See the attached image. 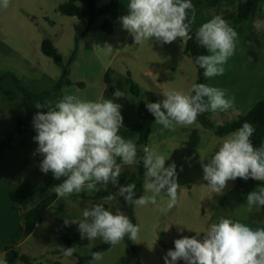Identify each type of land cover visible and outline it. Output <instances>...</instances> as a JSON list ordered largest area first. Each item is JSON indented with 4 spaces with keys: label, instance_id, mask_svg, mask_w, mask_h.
I'll use <instances>...</instances> for the list:
<instances>
[{
    "label": "clouds",
    "instance_id": "obj_1",
    "mask_svg": "<svg viewBox=\"0 0 264 264\" xmlns=\"http://www.w3.org/2000/svg\"><path fill=\"white\" fill-rule=\"evenodd\" d=\"M10 0H0V6L7 9ZM128 14L121 17V23L133 38V43L142 45L155 39L161 44H171L177 38L183 43L191 40L192 20L188 11L193 10L191 0H129ZM253 27L264 29V19H257ZM238 33L221 15L204 22L196 31L195 38L207 54L197 55L195 63L203 69L205 78L221 76L225 64L234 54ZM251 43V42H249ZM106 54L113 52L111 45H105ZM163 99L146 103V108L155 122L164 129L176 126L194 125L199 115L208 111L226 112L234 107V98H226L225 90L205 83H195L187 92L169 88ZM125 97L116 89L113 98L83 100L72 94H65L46 105L37 104L33 116V127L38 144L35 152L42 155L39 164L42 173L51 172L62 183L51 190L57 198H68L85 191L107 189L109 183L117 187L115 194L103 198L82 211L81 220L65 219V225L78 224L81 238L89 241L100 239L115 247L127 237L136 241L140 228L120 208L113 212L112 201L122 197L126 204L145 207L157 204V196L166 190L168 208L177 202L179 185L176 182V165L165 167L167 158L157 149L142 147L120 135L123 126L121 105L115 102ZM254 126L244 122L241 127L228 134L219 143L214 154L201 157L203 180L213 193L221 194L229 181L237 178L262 182L258 190L246 196L248 211L264 208V143L259 147L252 142ZM142 152L143 155L139 153ZM119 161V162H118ZM142 164L144 168L145 193L136 195V184H119L126 166ZM165 195H163L165 197ZM108 205V207H105ZM66 257H71L75 247H60ZM7 253L0 256V264H8ZM103 259L102 252H92L89 264ZM165 264H264V227L253 229L249 225L231 218L221 217L211 223L206 234L182 236L174 240V249L168 250Z\"/></svg>",
    "mask_w": 264,
    "mask_h": 264
},
{
    "label": "crops",
    "instance_id": "obj_2",
    "mask_svg": "<svg viewBox=\"0 0 264 264\" xmlns=\"http://www.w3.org/2000/svg\"><path fill=\"white\" fill-rule=\"evenodd\" d=\"M244 1L246 0H220L216 7L211 8L207 6L205 0H193L194 11L191 10L190 16L195 33L204 22H207L216 15H221L229 22L230 26H232L237 17L239 4ZM128 3L129 0H121L118 9L112 11L108 16L115 26L112 35L118 33L122 38V46L125 43H129L130 46L135 45L133 41L130 40V34L123 29L121 23V17L128 14ZM257 17L264 19V0H261L253 20L243 27L237 28L238 37L235 52L225 64L224 74L209 79L208 85L225 90L226 98H234V107L228 109L226 112L213 113L209 111L210 119L217 125L232 122L238 117L248 113L257 102H264V29L257 31L253 27V22ZM153 40L156 42V46H158L157 50L160 51L155 59L151 56L145 55L143 57L134 52H130L127 54L129 61H131L132 64L137 63L143 65L149 58V63H151L150 72H152V75L155 70L162 72L164 69L166 72L173 73L181 70L184 65L187 67L190 63H193L192 59L185 54L184 43L180 38H177V40L171 44H161L155 39ZM117 47L120 46L117 45ZM120 50L121 47L114 51L108 64L120 55ZM13 55L21 56L16 49L8 46L6 42L0 38V74L7 71L15 73L19 76L23 84L35 93L48 91L54 87L60 75H51L49 72L43 71L39 64H30L29 60L22 56L21 57L28 64L30 73H21L11 64L2 67L1 62L3 58L12 60ZM100 63L105 74L108 70V64ZM154 74L156 73L154 72ZM73 76L74 73L71 70L72 81L75 83L79 82L73 79ZM161 78V75H157V80L159 82H161ZM196 78L197 70H195V79L192 81L190 78L186 77L185 82L193 85L196 83ZM170 79L171 78H168L166 80ZM133 82L139 85L141 89L140 96L135 97L131 94L130 86L127 81V85L123 84L122 89L125 93V97L115 101L121 105V114L123 116V126L120 129V135H123L128 129L141 123V118L139 117L140 103L149 102V99L145 97V92L140 83L136 80ZM93 83L96 84L95 90L88 89L85 86L80 88L72 85L64 89V95H76L83 100H97L101 97L106 98L105 78L104 81L97 80L96 83L95 81H93ZM2 86L9 89L15 88V84L10 78H6L2 82ZM147 96H149V94ZM157 101H160V99L153 96L150 102ZM22 115H25V107L21 99L9 100L0 92V142L9 133L16 130L17 118ZM157 132L161 134L167 132L168 137L163 141L190 149L192 154L206 151L215 139V135L211 131L204 129L201 124L197 122L188 127L176 126L174 129H164L162 125L155 123L151 136ZM34 137L35 136L31 137L25 145L7 151L1 159L2 171L9 179L7 183L0 185V256L5 253L7 247H16L19 249L21 259L31 258L36 260L37 263L46 252L47 254L49 252L60 254V252L57 251L58 247H80L76 244L67 246L63 242L62 236L64 234L69 236H81L78 230V224L65 225V219H83V209L104 203L103 199L92 201L88 198L89 196L96 193H106L107 195L115 194L117 192V187L109 183L106 190L101 188L99 191H85L68 198H59V203L67 208L68 214L65 217H60L55 211H51L48 218L41 223L30 236L24 238L23 220L27 207L23 205L15 207L18 183L24 182L31 191L35 192L40 188H47L46 192H37L34 194L33 200L35 204H38L42 199L47 197L48 194L53 192L51 190V182L54 177L51 172L47 174L41 172L39 164L43 156L35 152L38 144L34 141ZM138 138V135H135L130 139L136 143ZM223 138L224 137H221L220 139ZM148 148L150 149V147ZM139 168L140 165L126 166L121 176L118 178L119 184L126 185L131 183L130 177L135 176ZM258 187L259 185L249 180H244L240 190L232 193L233 206H235L236 213H233L231 217L227 218L233 219L238 217L239 221L247 222L245 224L249 226L250 222L245 221V219L246 217L253 218L252 220L258 221L260 227H264V208H260L259 210L253 208V210L249 212L246 204L247 194L253 190H258ZM124 202L122 197L112 201L111 208L113 212L116 208H119L120 204L124 206ZM105 206L108 207V205Z\"/></svg>",
    "mask_w": 264,
    "mask_h": 264
},
{
    "label": "rangeland",
    "instance_id": "obj_3",
    "mask_svg": "<svg viewBox=\"0 0 264 264\" xmlns=\"http://www.w3.org/2000/svg\"><path fill=\"white\" fill-rule=\"evenodd\" d=\"M67 1L10 0L7 9L0 6V38L8 46L16 49L22 57L29 60L30 64H39L43 71L51 75H60L61 70L42 53L43 40L53 41L65 63L77 49L76 60L71 66L74 73L73 79L78 80L79 82L76 83H81L88 89L95 90L96 84L93 81L95 83L97 80L104 81L107 73L112 78L120 80L122 85H127L128 74L131 73L130 78L140 83L149 102L153 96L162 100V93L169 88H180L177 90L185 92L191 89L192 84L186 83L185 80L186 77L192 81L195 79L197 69L193 63L187 67L184 65L181 70L173 73L166 72L165 69L162 72L155 70L156 74L153 72V76L150 72L149 58L143 65L132 64L127 58L128 53L134 52L143 57L147 55L155 59L160 51L157 50L158 46L153 39L142 45L130 46L129 43H125L122 46V38L118 33L112 35L99 29L86 33L85 23L58 12V6ZM109 1L99 0V6H104ZM130 40L133 41V38L131 37ZM105 45L112 46L111 54H106ZM117 45L121 47V53L108 64L114 51L120 48ZM21 56L13 55L12 60L3 58L2 67L11 64L21 73H30L28 64ZM100 62L108 64L105 74ZM157 75L162 76L161 82L157 80ZM168 78L171 79L166 80ZM167 135V132L153 134L150 136L148 147L157 149L167 158L165 167L173 163L176 165V182L179 185L176 204L172 208L167 207L168 199L165 195L166 190H164L157 196L156 205L135 206L134 214L140 228L138 239L134 241L138 256L133 253L125 241H122L119 245L104 252L103 259L96 264H138V261L141 264H165L164 257L168 250L174 249V240L182 236H193L196 233L203 237L211 223L218 222L221 217H231L233 213H236L232 197L236 180L229 181L224 191L216 194L206 186L207 182L202 178L201 157L205 158L203 162L206 163V159L214 154L222 141L221 137L215 136L206 151L192 154L190 149L163 141L168 137ZM145 194L151 195L144 191ZM124 203L125 205L120 204L119 208L128 216L129 204ZM252 219L246 217L245 221L250 222V227L253 229L260 228L258 221ZM233 220H239V218L235 217ZM102 243L99 239L89 241L84 238L83 247H77L74 253L88 256L94 247ZM57 251L60 254L51 252L47 254L46 252L37 264H54L57 261L62 264L75 263V254L66 257L59 247ZM17 264H24V262L20 259ZM177 264H184V261H178Z\"/></svg>",
    "mask_w": 264,
    "mask_h": 264
},
{
    "label": "trees",
    "instance_id": "obj_4",
    "mask_svg": "<svg viewBox=\"0 0 264 264\" xmlns=\"http://www.w3.org/2000/svg\"><path fill=\"white\" fill-rule=\"evenodd\" d=\"M121 0H110L108 4L104 6H99V0H68L65 3H62L58 6V12L61 15L76 18L82 23L86 24V33L91 30L99 29L105 33L112 34L114 31V23L108 18L109 14L118 9ZM207 6L213 8L216 7L220 0H205ZM261 0H246L239 4L237 17L232 25V27L237 30L239 27H243L248 22L252 21L257 8L260 4ZM193 4V0H191ZM191 10L188 11L189 19ZM100 21V22H99ZM99 22V23H98ZM190 35H192V39L184 43V52L187 56H189L196 69H197V80L196 83H209V78H205L203 75V69L199 68V66L195 63V58L200 54H207V50L202 48L199 42L195 38V31L193 29V25L191 24ZM42 53L50 58L55 65H57L61 74L57 79L54 87L51 90L35 93L28 89L18 75L13 72L7 71L0 74V92L1 94L9 99L15 100L20 98L25 107V115L19 116L16 121V130L14 132L9 133L1 142H0V185L3 183H7L8 177L3 173L1 168V159L3 155L12 149H16L19 146L25 145L29 139L33 136H36L37 133L33 127V116L37 111H46V109H37L36 105H46V102L49 100L56 101L59 98L64 96V89L66 87L77 84L78 87L82 88L83 84L74 83L71 79V66L76 60L77 57V49L74 51L68 62L65 63L64 59L58 53L53 41L51 39H44L41 44ZM10 78L14 84V89L5 88L2 86V82L6 79ZM128 84L130 86L131 94L135 97H139L141 93V89L138 84L134 83L128 74ZM106 90L105 96L106 98H113V93L116 89H120L122 91L123 85L120 80L112 78L108 73L105 76ZM139 117L141 118V123L139 125L133 126L128 129L122 136L126 139H130L135 135H138V141L136 145L138 149L142 147H148L149 139L153 131V125L156 123L154 116L148 112L146 108V103L141 102L139 106ZM197 123H200L204 129L211 131L217 137H225L228 134L232 133L236 129L242 126L244 122L251 123L255 132L252 136V142L255 146L259 147L262 143H264V102H257L254 107L249 110L248 113L238 117L236 120L232 122H228L223 125H217L212 122L209 117V111L201 114L197 118ZM143 155L142 152L139 153ZM119 162V161H118ZM140 168L138 173L135 176L130 177L131 183L136 184V195L139 197L140 195H144V168L142 164H139ZM65 178H61L57 180L53 178L51 182V187L60 184L63 182ZM243 179L237 178L235 186L233 188V192H238L243 183ZM250 182L261 185L262 182L254 181L249 179ZM47 188H40L39 190L31 191L28 186L24 182L18 183V190L15 198V207L19 205H23L27 207V211L23 220V237L27 238L30 236L37 227L43 223L51 213V211H55L60 217H65L68 214L67 208L60 204L58 198L54 192L48 194L47 197L41 200L38 204L34 203L33 196L37 192H46ZM107 196L106 193H96L88 198L92 201H97L99 199H103ZM106 207V206H105ZM135 205L129 204V212L128 217L132 221L133 224L137 225L135 214H134ZM63 242L67 246H72L74 244L83 247L84 239L81 238L80 235H66L62 236ZM128 247L133 251V253L138 256L137 249L135 243L130 241L127 237L124 240ZM112 247L108 244L102 243L94 247L92 252H106ZM5 253L7 256L8 264H17V262L21 259L19 249L16 247H7L5 249ZM91 253L88 256H80L75 255L76 261L74 264H89L91 260ZM24 264H37L36 260L31 258L22 259ZM54 264H62L57 261ZM138 264H141L138 261Z\"/></svg>",
    "mask_w": 264,
    "mask_h": 264
}]
</instances>
